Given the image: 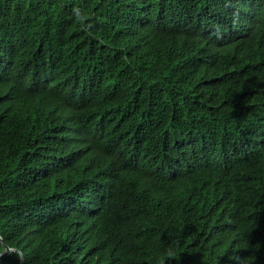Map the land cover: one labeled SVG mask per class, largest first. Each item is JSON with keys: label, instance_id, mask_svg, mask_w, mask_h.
Masks as SVG:
<instances>
[{"label": "trees", "instance_id": "obj_1", "mask_svg": "<svg viewBox=\"0 0 264 264\" xmlns=\"http://www.w3.org/2000/svg\"><path fill=\"white\" fill-rule=\"evenodd\" d=\"M0 237V264H264V0H0Z\"/></svg>", "mask_w": 264, "mask_h": 264}, {"label": "water", "instance_id": "obj_2", "mask_svg": "<svg viewBox=\"0 0 264 264\" xmlns=\"http://www.w3.org/2000/svg\"><path fill=\"white\" fill-rule=\"evenodd\" d=\"M0 241L2 242L1 237H0ZM3 245L5 247V253L11 251V249L7 245H5V244H3Z\"/></svg>", "mask_w": 264, "mask_h": 264}, {"label": "bare ground", "instance_id": "obj_3", "mask_svg": "<svg viewBox=\"0 0 264 264\" xmlns=\"http://www.w3.org/2000/svg\"><path fill=\"white\" fill-rule=\"evenodd\" d=\"M81 173V172H80ZM121 180V179H120Z\"/></svg>", "mask_w": 264, "mask_h": 264}]
</instances>
